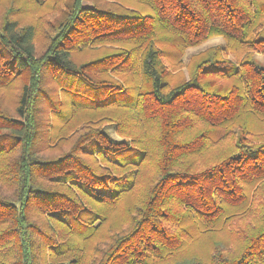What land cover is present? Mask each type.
I'll return each mask as SVG.
<instances>
[{
  "label": "trees",
  "instance_id": "16d2710c",
  "mask_svg": "<svg viewBox=\"0 0 264 264\" xmlns=\"http://www.w3.org/2000/svg\"><path fill=\"white\" fill-rule=\"evenodd\" d=\"M85 2L70 0L42 52L34 25L0 14V87L19 84L14 115L0 110V264H65L55 261L70 246L64 236L94 235L100 210L132 189L145 154L156 179L127 227L93 258L66 264H264V141L248 142L264 131V67L249 54L236 65L211 47L191 63L188 80L167 88L162 62L178 67L185 49L215 37L233 54L246 42L264 54V30L249 39L264 0H135L140 8L127 11ZM106 42L141 51L76 58L79 48ZM106 71H128L139 86ZM65 101L103 112L140 105V117L156 124L153 158L144 140L115 142L100 126L46 155L54 130L46 116L66 124L71 115L57 109ZM203 235V256L182 258Z\"/></svg>",
  "mask_w": 264,
  "mask_h": 264
},
{
  "label": "rangeland",
  "instance_id": "374dc122",
  "mask_svg": "<svg viewBox=\"0 0 264 264\" xmlns=\"http://www.w3.org/2000/svg\"><path fill=\"white\" fill-rule=\"evenodd\" d=\"M89 2V0H87ZM93 1H97L103 6H109L112 8H118L122 11L135 10L140 7L135 3V0H90L85 2L86 5H92ZM70 0H0V14L4 11L11 12V18L14 17L21 25L32 24L35 26L36 37L35 46L38 52L44 51L49 36L48 30L51 28L53 22L60 18L62 12L66 10ZM57 18V19H56ZM49 22V24H48ZM264 30V20H260L255 26L252 34L250 33L249 39L256 36ZM222 47L223 58L238 65L241 62L242 56L249 54L255 63L264 67V54L262 52L252 49L246 42L240 44L234 54L227 51L226 42L220 38L215 37L209 39L205 43L185 49L182 52V56L179 59V65L173 66V62L168 58L162 59L163 65L166 69V86L171 88L183 80L189 79V68L191 63L203 52L211 47ZM129 50L132 56H137L140 53V46L129 42H106L100 44H89L85 47L79 48L76 52V58L78 61H84L88 59L102 58L113 52H121ZM104 76L107 79L118 81L126 86H139L137 78L134 74H130L128 71H106ZM19 84L13 83L10 88L0 87V110H4L11 115H14L15 105V93L17 92V86ZM138 91V90H137ZM62 99L63 96H59ZM59 99V98H58ZM136 100L141 102V99L137 96ZM62 107H58V111H64V117L67 120L71 119L64 124L62 120L54 123L59 119L54 117V113L49 112L46 119L51 122L53 129L51 131V140L48 144V150L44 153L46 155H56L60 151L68 150L73 141L77 138L76 134L82 128L100 126L104 133L115 142H123L133 146L134 142H142L144 140L143 148H147L150 158H153L152 148L153 146L149 142L151 134L156 131V124L152 120L142 119L140 117L139 108L132 106H116L107 109L106 111H93V110H79L74 107L70 101H65ZM54 114V115H53ZM142 119V120H141ZM256 129H263V126L254 127ZM234 127L231 128L230 133L233 134ZM264 141V131L260 134L250 136L249 141L253 144ZM134 147V146H133ZM146 159L143 162L144 166L138 169L137 178L132 181V189L124 192L120 200L111 208L106 206V209L100 210L102 218L96 225L94 235L89 238L85 237H71L64 236V240L70 244L68 249L60 255H56L55 261L68 263L72 259L80 258H93L96 256L104 243L109 241L110 235L120 233L126 226L127 221L131 214L135 211V207L142 203L145 199L147 188L152 181L156 179V173L151 167L150 159L145 154ZM96 159L100 168H107L108 166L99 157H92ZM207 238L203 235L196 239L191 245V251L182 255V258L189 259L203 256L202 250L205 248Z\"/></svg>",
  "mask_w": 264,
  "mask_h": 264
}]
</instances>
